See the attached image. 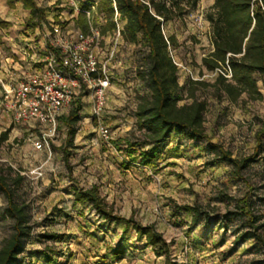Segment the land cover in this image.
I'll return each instance as SVG.
<instances>
[{"label": "rangeland", "instance_id": "1", "mask_svg": "<svg viewBox=\"0 0 264 264\" xmlns=\"http://www.w3.org/2000/svg\"><path fill=\"white\" fill-rule=\"evenodd\" d=\"M78 1L88 5L96 0H36L46 15L32 26L27 24L29 12L16 5L17 0L12 1L13 7L0 0L1 81L7 79L19 60L32 61L42 54L46 35L53 26L61 27L62 33L80 30L75 24ZM212 2L195 0L194 8L181 20L163 25L165 35L176 38L169 50L181 85L177 103L190 101L189 93L205 102L206 138L191 140L172 133L150 165L143 164L139 155L146 147L128 146L141 138L134 125V110L138 96L146 90L136 75L145 51L142 43H124L115 33L101 37L98 58L106 63L112 79L99 121L107 125L110 135L107 139L98 137L97 121L91 117V99L83 90L72 145L65 147L67 164L62 153L66 126L59 118L71 106L58 118L48 146L35 149L31 143L35 129L12 121L1 104L0 83V133L8 129L7 138L0 142V163L24 176L19 194L30 209L29 235L17 264L163 263V257L155 256L145 245L144 237L137 239L131 225L106 222L89 205L73 202L75 189L92 185L113 214L153 226L170 244V255L177 264H264L260 244L252 239L234 241L246 227L242 218L230 214L235 200L249 192L260 221H264V153L247 165L242 178H233L231 166L213 163V153L206 148L211 142L235 158L249 156L256 145L255 133L264 123V88L258 75L255 77L261 98L250 100L241 95L232 102L217 90L213 73L201 65V58L211 50L205 17ZM194 80L200 83L192 84ZM260 140L264 143V135ZM36 168L40 176L31 174ZM182 205L201 206L209 216L192 223L191 214L177 208ZM4 207L0 193V246L10 235L12 225L3 216ZM49 233L62 234L63 238L48 240L44 234Z\"/></svg>", "mask_w": 264, "mask_h": 264}, {"label": "trees", "instance_id": "2", "mask_svg": "<svg viewBox=\"0 0 264 264\" xmlns=\"http://www.w3.org/2000/svg\"><path fill=\"white\" fill-rule=\"evenodd\" d=\"M13 0H6L12 7ZM23 9L30 13L27 24L32 26L41 22L46 15L45 8L37 5L36 0H18ZM80 8L75 24L81 31L89 26L97 28L100 37L114 34L116 19L122 21L119 29L120 39L127 44L142 43L145 51L141 54L136 69L146 90L137 98L134 110V125L141 132V138L129 142L128 146L146 147L139 155L142 163L150 165L157 159L169 136L184 135L194 140L206 138L203 127V115L206 104L192 93L190 101L177 103L176 94L181 90L178 83V67L170 55V46L175 45L173 34L165 35L163 25L172 20H181L183 15L194 8L195 0H96L88 5L78 1ZM86 11L89 13L86 15ZM99 19V20H98ZM205 19L210 30L211 50L201 58L202 67L214 75L217 90L230 101H236L241 95L250 100H259L261 93L255 75L259 76L264 88V0H213ZM228 66L230 77H224L219 71ZM192 84L200 83L197 80ZM81 90L73 100L68 113L59 119L66 126L63 160L67 164L68 152L65 147L72 145L76 132L75 118L81 110ZM8 129L0 133V142L7 138ZM264 123L255 133L256 145L246 157L235 158L221 145L207 142L206 148L213 153L212 162L226 163L231 166L230 175L242 178V171L248 164L256 162L257 156L264 153ZM68 166V165H67ZM25 178L11 166L0 163V193L5 200L3 216L12 222L11 233L0 246V264H17L29 235V204L20 196L19 191ZM249 192L235 200L234 210L230 213L243 219L246 229L234 239L235 242L254 240L264 252V221L253 207ZM73 202L89 205L100 219L106 222H119L131 225L137 239L144 237L157 257H163L162 264H177L170 255L169 246L163 236L151 225H142L131 218L113 214L99 196L95 185L87 189H75ZM191 214L192 223L199 217L205 219L209 211L201 206H177ZM48 240H61L62 234H44ZM119 254L120 251H114ZM50 261L51 258L47 257ZM93 264H109L95 262Z\"/></svg>", "mask_w": 264, "mask_h": 264}, {"label": "built area", "instance_id": "3", "mask_svg": "<svg viewBox=\"0 0 264 264\" xmlns=\"http://www.w3.org/2000/svg\"><path fill=\"white\" fill-rule=\"evenodd\" d=\"M120 27L116 19L114 33L117 36ZM100 39L97 28L91 25L85 32L77 29L65 33L55 26L46 35V48L38 58L15 68L6 80H0L3 108L14 123L29 124L35 129L36 136L31 139L35 149L48 146L56 132L58 118L81 90H86L90 96L91 117L97 121L98 137H109V128L99 118L105 108L112 76L106 63L98 58ZM217 71L230 77L227 65ZM31 174L40 176L41 171L36 168Z\"/></svg>", "mask_w": 264, "mask_h": 264}, {"label": "crops", "instance_id": "4", "mask_svg": "<svg viewBox=\"0 0 264 264\" xmlns=\"http://www.w3.org/2000/svg\"><path fill=\"white\" fill-rule=\"evenodd\" d=\"M18 1V0H17ZM16 5H19L20 7H21V4H20V2L18 1L17 3H15ZM13 7V6H12ZM23 9V8H22ZM23 10H25V11H28V10H26V9H23ZM29 12V11H28ZM29 17H30V13H29ZM28 17V18H29ZM28 20V19H27ZM119 22L121 23V25H122V21H120L119 20ZM53 27H55V26H53ZM52 27V28H53ZM21 59H23V58H21ZM30 62H33V61H29V60H25V59H23V60H19V62H18V64L17 63H15V68H19V66H26L27 64H29Z\"/></svg>", "mask_w": 264, "mask_h": 264}]
</instances>
